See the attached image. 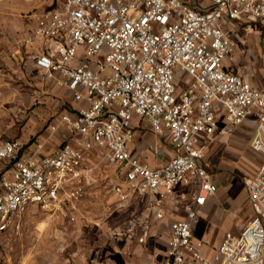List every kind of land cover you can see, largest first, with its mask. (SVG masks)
Segmentation results:
<instances>
[{
  "label": "built area",
  "instance_id": "1",
  "mask_svg": "<svg viewBox=\"0 0 264 264\" xmlns=\"http://www.w3.org/2000/svg\"><path fill=\"white\" fill-rule=\"evenodd\" d=\"M34 17L23 45L37 46L36 64L61 75L60 83L85 105L60 116L69 138L54 154L24 159L19 140L0 139V230L19 226L30 205L66 216V205L91 183L86 154L102 148L119 167L112 186L118 202L149 199L143 215L114 228V236L136 235L145 243L152 211L162 219L167 202L184 209L170 224L166 246L146 264H264V89L226 65L236 43L228 22L264 25V0H62ZM136 117L171 141L173 156L161 168L130 149ZM244 123L252 126L251 147L262 159L243 182L253 216L208 256L193 222L219 189L209 144ZM180 186L195 190L177 193Z\"/></svg>",
  "mask_w": 264,
  "mask_h": 264
},
{
  "label": "crops",
  "instance_id": "2",
  "mask_svg": "<svg viewBox=\"0 0 264 264\" xmlns=\"http://www.w3.org/2000/svg\"><path fill=\"white\" fill-rule=\"evenodd\" d=\"M186 1L189 3L194 2V0ZM61 4L62 0H58L41 8L35 14L41 13L50 7L60 6ZM199 5L198 1L196 6ZM7 10L9 11L10 8H7ZM3 18H6V21H10L11 19L5 16ZM35 24L36 20L34 17V24L31 29L34 28ZM17 29H21V23L17 25ZM17 34L10 48V56L6 58L4 63L0 64V139L19 140L23 145L21 156L24 159H37L39 156L51 155L58 151L63 142L69 138V134L60 116L64 113H75L85 103L76 101L73 93L60 83L62 79L61 75L55 73L50 76L36 64L37 58L40 55L37 46L23 45L25 35L21 36L18 40L19 35ZM133 127L135 136L130 146L131 151L150 167L161 168L173 156V147L170 139L156 135L149 120L136 117L133 120ZM220 136L218 135L209 144L207 156L211 164L210 153H212V150L214 151L212 146ZM159 144H163V147H159ZM105 151L109 154L107 149L102 148H95L86 154L84 165L86 174L91 178V183L86 186V192L79 201L75 204L66 205V214L68 216L61 217L62 219L55 221L53 225L62 236H65V229L73 230L81 228L84 230V238L82 239L84 243H81V248H79L84 257V264H146L150 255L156 249H163L166 246L170 224L172 221L185 216L184 209L180 207L179 210H175L173 205L167 202L164 205V217L162 219L156 218L152 211V235L145 243L138 242L136 235L123 236L121 238L114 236L112 230L117 227L109 224L110 220H104V218L110 217L112 212L116 213L118 211V213H121L126 209L127 203L130 206L134 204L135 207L140 206L144 209L149 199L146 196H134L125 206H122V204L117 203L118 197L116 194H111L108 199V197L105 198L104 194L100 195L96 193L93 195V192H89L90 186L98 180L100 175L98 168H96V173L91 174L89 164L91 162L92 164H96L97 159H99L98 153ZM217 164L218 168L222 170L214 172L211 170V167L210 171L219 189L201 207L200 214L207 215L208 212L219 208L220 198L224 196V193L220 190L221 186L233 176L230 172L231 170L226 167L230 166L229 163L227 164L224 159ZM186 189L185 186H180L177 188V193ZM244 189L250 204L245 186ZM114 198L116 200L114 203H111L109 200ZM80 201L81 204L84 203V221L72 223L74 222L72 220L76 217L74 215L75 212L79 210L78 204ZM96 203H99L104 208V212L102 213L104 217L95 221L89 215L93 211V207L96 206ZM130 206L129 210L131 209ZM251 211L253 216L252 208ZM65 219H68V221ZM140 232L141 228L138 227L137 235ZM205 242V245L202 247L203 252L211 256L216 245H210L207 241Z\"/></svg>",
  "mask_w": 264,
  "mask_h": 264
},
{
  "label": "rangeland",
  "instance_id": "3",
  "mask_svg": "<svg viewBox=\"0 0 264 264\" xmlns=\"http://www.w3.org/2000/svg\"><path fill=\"white\" fill-rule=\"evenodd\" d=\"M57 1L0 0V64L10 56V48L16 34L18 33L19 40L32 30L33 15L41 8ZM4 16L10 17V21H6ZM19 22L21 29L18 30ZM228 25L227 32L236 42L234 51L226 62L228 69L259 89H264V25L249 19L241 23L229 21ZM243 41L246 42L245 46ZM243 49L246 52H243ZM252 130L250 123L227 127L226 133L212 146L214 151L210 153L213 165L211 170L219 172L221 168H218L217 163L224 159L227 164L229 163L230 166L226 167L231 170L233 176L221 186L220 190L224 196L220 198L219 208L208 212L207 215L201 213L193 222L195 236L210 245L217 246L227 232H239L252 216L243 182L245 177L256 171L262 161L261 156L251 147ZM98 154L97 163L91 162L89 171L93 174L98 168L100 175L90 186L89 192H93V195L104 194L105 198L109 199L111 194H115L112 186L119 167L110 162L106 151ZM194 190L195 187H190L186 189V193L192 194ZM115 198L109 201L114 203ZM95 205L89 217L96 221L104 217L102 214L104 208L99 203ZM126 206L121 213L112 212L110 217L104 220L109 219L112 226L124 227L137 214L143 215L146 209L135 207L134 204L130 206L128 203ZM78 207L72 223L84 221V203L81 204L80 201ZM61 217L35 205H30L20 212L19 226H9L5 230H0V264H84V257L79 251L81 243H84L82 240L84 230L65 229V236L60 235L53 224L61 220Z\"/></svg>",
  "mask_w": 264,
  "mask_h": 264
}]
</instances>
